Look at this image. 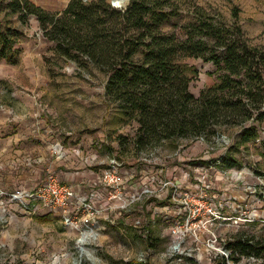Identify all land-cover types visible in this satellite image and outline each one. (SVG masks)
<instances>
[{
	"label": "rangeland",
	"instance_id": "rangeland-1",
	"mask_svg": "<svg viewBox=\"0 0 264 264\" xmlns=\"http://www.w3.org/2000/svg\"><path fill=\"white\" fill-rule=\"evenodd\" d=\"M28 1L60 14L70 0ZM93 1L123 12L130 0L119 9L109 0ZM139 1L173 14L165 31L199 8L238 26L249 46L264 48V0ZM107 15L99 30L116 35L108 26L117 18ZM7 29L19 31L20 55L16 65L0 61V264H234L226 260L228 242L264 240V119L254 124L257 139L244 145L241 127L224 125L202 142L181 138L137 148L136 122L121 119L104 96L108 76L91 57L55 52L33 17L20 24L0 0V31ZM183 63L191 67L188 91L195 98L220 75L201 59ZM55 143L63 146L59 154ZM223 156L240 167L224 170L218 164ZM111 165L121 179L117 192L100 183ZM49 176L84 191L96 182L97 203L107 205L91 233L37 205L26 209L21 197L11 200L10 194L33 191Z\"/></svg>",
	"mask_w": 264,
	"mask_h": 264
},
{
	"label": "trees",
	"instance_id": "trees-1",
	"mask_svg": "<svg viewBox=\"0 0 264 264\" xmlns=\"http://www.w3.org/2000/svg\"><path fill=\"white\" fill-rule=\"evenodd\" d=\"M5 1L20 24L29 17L36 20L44 39L55 44V52L88 55L107 74L104 96L121 119L136 122L137 148L181 138L204 139L202 135L211 139L224 125L241 127L242 145L257 139L254 124L264 119V48L249 46L238 26H227L196 8L165 31L173 14L139 0H130L123 12L108 5L102 10L93 0H70L60 14L47 13L28 0ZM107 12L117 18L108 26L116 35L105 36L104 28L99 30L105 15L110 18ZM19 35L15 29L0 31V61L18 63ZM191 58L220 72L213 87L197 98L188 91L191 67L183 63ZM261 157L264 161V152ZM218 162L224 170L240 167L231 156ZM259 176L264 182V173ZM225 250L226 260L234 264L239 262L236 254L264 261V240L236 238Z\"/></svg>",
	"mask_w": 264,
	"mask_h": 264
},
{
	"label": "built area",
	"instance_id": "built-area-1",
	"mask_svg": "<svg viewBox=\"0 0 264 264\" xmlns=\"http://www.w3.org/2000/svg\"><path fill=\"white\" fill-rule=\"evenodd\" d=\"M196 140L202 142L203 138H197ZM52 149L56 154H59L62 152L63 146L55 143ZM113 167L114 165H111L110 169L103 172L100 183L106 188H115L117 192L121 179L117 172L112 169ZM96 187V182H93L90 191L87 194H81L75 186L62 184L56 178L49 176L44 184L35 190L24 194L15 191L10 194V198L16 200L21 197L27 203L24 206L26 209H29L31 204L32 207L37 205V207L61 215L66 226L74 227L79 232L89 230L91 233V228H93L107 205V203H97L100 200L101 193L98 192L99 189H96ZM132 199L131 202L136 200L135 197ZM77 214H80V217H77Z\"/></svg>",
	"mask_w": 264,
	"mask_h": 264
},
{
	"label": "crops",
	"instance_id": "crops-1",
	"mask_svg": "<svg viewBox=\"0 0 264 264\" xmlns=\"http://www.w3.org/2000/svg\"><path fill=\"white\" fill-rule=\"evenodd\" d=\"M26 86H28V85H26ZM65 184H68V183H65ZM70 185H72V184H70ZM72 186H75L76 188H78V191H80L81 194H87L91 188V184L88 186V189L86 191L82 190V187L79 184H74Z\"/></svg>",
	"mask_w": 264,
	"mask_h": 264
},
{
	"label": "clouds",
	"instance_id": "clouds-1",
	"mask_svg": "<svg viewBox=\"0 0 264 264\" xmlns=\"http://www.w3.org/2000/svg\"><path fill=\"white\" fill-rule=\"evenodd\" d=\"M128 0H113L115 7H121L124 4H127Z\"/></svg>",
	"mask_w": 264,
	"mask_h": 264
},
{
	"label": "bare ground",
	"instance_id": "bare-ground-1",
	"mask_svg": "<svg viewBox=\"0 0 264 264\" xmlns=\"http://www.w3.org/2000/svg\"><path fill=\"white\" fill-rule=\"evenodd\" d=\"M110 2H112L113 3V0H109ZM125 5V4H124ZM124 5H122L121 7H119V8H122Z\"/></svg>",
	"mask_w": 264,
	"mask_h": 264
},
{
	"label": "water",
	"instance_id": "water-1",
	"mask_svg": "<svg viewBox=\"0 0 264 264\" xmlns=\"http://www.w3.org/2000/svg\"><path fill=\"white\" fill-rule=\"evenodd\" d=\"M111 4H112L113 7H115L114 4H113L112 2H111ZM115 8H118V9H119V7H115Z\"/></svg>",
	"mask_w": 264,
	"mask_h": 264
}]
</instances>
